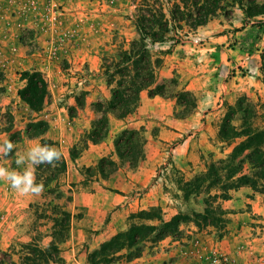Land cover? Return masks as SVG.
Here are the masks:
<instances>
[{
  "label": "rangeland",
  "instance_id": "1",
  "mask_svg": "<svg viewBox=\"0 0 264 264\" xmlns=\"http://www.w3.org/2000/svg\"><path fill=\"white\" fill-rule=\"evenodd\" d=\"M135 6L134 0H0V144L8 140L14 144L13 151L7 157L0 154V167L18 171L30 167L27 161L17 164L16 159L31 147L45 144L44 139L57 142L62 151L59 140L50 130L44 138L42 136L29 138L26 135L30 121L40 117L48 121L49 115L43 111L33 112L18 94L19 89L25 84L22 78L23 71L40 70L44 73L49 84L47 101L53 100L54 95L57 97V104L65 107L66 124L69 126L75 125L79 119L97 115L91 121L89 130L68 146L69 156L74 163L70 164L69 173L66 170L59 177L58 182L59 190L64 193L65 198L53 199L46 193V189L39 196L22 195L11 187L9 181L0 179V252L19 251L22 244L30 241L48 247L52 240H56L59 251L57 262L53 264L68 263L66 254L69 251L71 224L69 231H63L62 239H53L51 236L53 228L62 229L61 225L55 227L52 219L53 211L72 208L73 202L66 201L70 189L73 196V190L88 186L90 181L100 180L97 168L103 157L91 161L80 159L84 150L92 143L87 140L92 124L101 116L97 107L99 103H104L111 97V86L103 73V57L109 52H116L122 36L129 40L137 37L135 25L131 20ZM185 33L186 31L181 32L179 41L167 39L150 44V49L154 57L163 58L158 70L159 83L166 82L170 86V93L175 96L184 91L181 84L191 73L190 69L193 74L199 71L198 75L207 82L206 88L201 89L199 94L189 90L192 100L187 107L182 105L183 100H180L179 95L170 99L174 107L173 116L183 118L195 116L196 122L202 124L211 122L212 133L209 131L207 133L213 149L200 147L198 150L200 131L196 129L197 127H191L182 136L165 140L166 145L160 144L159 148L163 149L166 159L160 175L166 176L167 179L164 189L168 203L144 208V204L133 203V206L124 212L126 221L120 226L125 228L116 229L112 236L119 231L129 229L133 224L161 225V220L154 217L155 215L161 216L163 221H168L176 214H186L191 220L182 222L179 231L175 235H170L181 237L189 224H195L192 221L193 213L202 212L206 207L205 200L208 198L204 193L187 191L188 183L195 177L203 175L212 161L226 158L234 145L229 146L219 139V130L230 106L236 105L240 100L243 101L244 105L254 113L253 124L264 127V14L250 18L242 9L228 6L188 36ZM239 56L243 63L237 64L240 61ZM94 58L97 60L98 70H90ZM182 70L186 71L187 75L184 76ZM71 77L73 78L70 80ZM81 77H85L86 80L80 85L78 80ZM201 103L204 104V110L196 114V107ZM240 116V113L236 115L237 125L242 123ZM157 128L155 126L152 131L154 136L158 133ZM120 131L116 132L114 143ZM142 135L144 138L139 146L133 148V152L141 153L142 148V157H145L146 151L149 152L155 146L151 148L147 145L148 138L143 130ZM109 138L110 127L104 140ZM184 139H189L190 143L195 145V152L200 157L197 167L192 166L185 158L180 164L183 169L172 161ZM73 149L77 152L75 158L71 155ZM66 150L67 146H65ZM116 156V159L106 156V162L103 164L107 176L103 182L109 183L110 177L120 167L129 166L128 168L134 169L138 164L137 162L133 165L130 160L119 158L117 153ZM77 158H79L78 162L75 161ZM111 159L115 160L113 164L110 162ZM55 184L56 182H53L51 186ZM92 185L96 183H91ZM214 193L215 191L212 190V195ZM10 195L21 197L25 200V205L10 207L6 202ZM222 201L223 199H217L212 202L214 207H217L222 206ZM112 212L117 218H122L121 211L114 208ZM76 213L79 216L84 214L83 211ZM227 214L228 211L224 217L229 220ZM211 227L216 230L219 238L228 234V229L233 231L228 226V222L221 230L215 226ZM254 227L256 228V225ZM238 229L239 232L242 231L240 227ZM90 231L96 230L90 228ZM246 233L249 234L248 231ZM155 234L156 232L152 233L146 241L139 244L141 252L138 257L152 251L160 241L153 242L151 237ZM247 240L246 238L245 241L239 242L237 249L254 253L258 242ZM101 244L95 249H90V245L86 243L80 244L78 248L85 251L81 264H93L91 262L93 253ZM130 251L123 249L107 259L97 257L99 261L97 264H130L137 258H130ZM216 251L232 259L230 254L214 248L207 252V264H209L208 257ZM13 257L18 259L17 254H13ZM72 259L69 264H78L73 256Z\"/></svg>",
  "mask_w": 264,
  "mask_h": 264
},
{
  "label": "trees",
  "instance_id": "2",
  "mask_svg": "<svg viewBox=\"0 0 264 264\" xmlns=\"http://www.w3.org/2000/svg\"><path fill=\"white\" fill-rule=\"evenodd\" d=\"M134 1L135 13L131 16V20L138 35L131 40L122 36L116 52L108 51V55L103 57V73L107 77V83L111 86V97L106 102L99 103L97 110L101 116L92 124V129L87 135L88 142L98 143L107 137L110 113L120 119L132 114L140 103V94L144 89H148L149 96L177 97L179 95L180 100H183L182 105L186 107L192 100L189 90L184 89L182 93L175 96L170 93V86L166 82L159 83L158 70L163 58L154 57L150 44L153 45L167 39L179 41L182 31H186L185 35L188 36L228 6L242 9L250 18L264 14L263 0ZM22 78L25 84L19 89L18 94L33 112L40 113L49 96L46 76L40 70H25ZM239 113L242 123L237 125L235 119ZM253 119V111L244 105L243 101L240 100L236 105L230 106L220 127L219 139L229 146L234 144L231 152L224 159L212 161L203 175L195 177L188 183L187 191L204 193L208 196L204 210L193 213L192 221L200 229L215 226L221 230L229 221L224 217L227 211L221 205L214 207L213 200L230 199L231 191L243 186H249L254 192L264 194V127L254 125ZM49 129V122L40 117L28 123L26 135L29 138L39 136L44 138ZM143 138L142 130L122 129L114 143L119 158L130 160L133 165L137 163L143 156V149L141 148V153L135 151L134 153L133 148L139 146ZM44 140L45 144L59 148L57 142L51 139ZM75 150L71 151L73 158L77 157ZM105 162L106 156L102 158L97 168L99 178L107 176L104 168ZM110 162L113 164L115 160L111 159ZM66 170L67 161L64 155L55 167L49 165L36 167L37 182L43 183L46 193L53 199L65 198L64 193L59 190L58 182L59 177ZM53 182L56 184L52 187ZM212 190L215 191L214 195H212ZM71 193L70 189L66 197L68 203L73 201ZM53 213L52 219L55 227L61 225L62 229L54 230L53 228L51 236L53 239H62L63 231L70 229L72 211L63 208L54 210ZM154 217L161 220V225L133 224L129 229L119 231L101 244L100 248L93 253L91 262L97 264L99 262L97 257L107 259L123 249L131 250L130 258L138 257L141 252L139 244L146 241L152 233L156 232L155 236L151 237L153 242H158L167 236L175 235L182 222L191 220L186 214H176L168 221H163L159 215ZM58 251L56 240H52L48 247H42L36 241H30L22 244L19 251L0 252V264H53L57 262ZM13 254H17L18 259H15Z\"/></svg>",
  "mask_w": 264,
  "mask_h": 264
},
{
  "label": "crops",
  "instance_id": "3",
  "mask_svg": "<svg viewBox=\"0 0 264 264\" xmlns=\"http://www.w3.org/2000/svg\"><path fill=\"white\" fill-rule=\"evenodd\" d=\"M238 60H240V56ZM91 63L90 70H98L96 58L92 59ZM240 63L243 62L240 60L237 64ZM189 72L191 73L187 75L186 71H183V75L187 76L181 86L185 90L199 94L201 89L206 88L207 82L198 75L199 71H196L195 75L192 69ZM165 75L167 76V74ZM172 104L170 97L149 96L148 89L142 90L140 103L132 114L124 119L109 114L110 138L98 143H91L84 150L81 161L97 160L108 155L116 159L114 136L118 130L124 128L143 130L148 138L147 145L151 148L155 146L149 152L146 151V156L139 159L134 169L128 168L129 166L120 167L110 177L109 183L103 182L105 178H99V182L90 181L88 186L73 190L71 236L68 240L69 251L66 254L68 263L64 264L73 261L72 256L76 263L81 264L80 261L83 259L85 251L78 248L80 244L86 243L90 245V249L98 248L102 242L112 237L116 229L125 228V226H120L126 221L124 212L130 209L133 203L144 204L143 208L168 203L164 189L167 179L166 176L160 175V170H162L166 159L165 153L162 152L163 149L159 146L160 144L166 145L164 144L165 140L182 136L191 127H197L196 129L200 131L198 150L200 147L213 149L207 133V131L212 133L211 122L207 121L203 124L196 122L195 116L175 117ZM202 110H204V104L201 103L196 107L195 112L200 114ZM42 111L49 115V130L56 135L60 142L67 161V173H69L70 164L74 163V160L69 156L68 146L75 143L80 139L82 133L89 130L91 121L97 115L83 120L79 119V123L74 121L75 125L69 126L66 124L65 107L57 104L55 95L53 100L46 102V107ZM155 126L158 127V133L154 136L152 131ZM190 142L189 139H184L172 159L179 168H181L180 164H182L183 158L195 167L200 162V157L194 149L195 145ZM65 146H67L66 151ZM75 161L78 162L79 158ZM165 168L168 170L167 166ZM91 183H96V185L91 186ZM6 202L10 207L25 205L24 199L13 195H10ZM221 204L228 211V226L233 231L228 229V234L219 238L213 227L198 229L195 224L191 223L185 228V233L181 237L167 236L163 238L153 247L152 251L135 258L130 264H207V252L214 248L230 254L234 264H262L264 259V194L254 192L249 186H243L235 190L232 197L223 200ZM114 208L122 212V218L119 219L115 216L112 212ZM77 211H83L84 214L79 216ZM239 227L241 232H239ZM90 228L96 231L92 232ZM246 238L248 242L251 240L258 242L254 253L237 249L238 243L245 241Z\"/></svg>",
  "mask_w": 264,
  "mask_h": 264
},
{
  "label": "clouds",
  "instance_id": "4",
  "mask_svg": "<svg viewBox=\"0 0 264 264\" xmlns=\"http://www.w3.org/2000/svg\"><path fill=\"white\" fill-rule=\"evenodd\" d=\"M14 144L8 140L0 144V154L7 157L13 151ZM62 151L54 145L37 144L27 150L25 154L17 157L16 163L21 164L27 161L30 167L23 171L9 170L0 167V179H6L10 182L11 187L22 195L39 196L44 191L43 183L36 181L35 169L40 165H49L55 167L62 159Z\"/></svg>",
  "mask_w": 264,
  "mask_h": 264
},
{
  "label": "built area",
  "instance_id": "5",
  "mask_svg": "<svg viewBox=\"0 0 264 264\" xmlns=\"http://www.w3.org/2000/svg\"><path fill=\"white\" fill-rule=\"evenodd\" d=\"M85 80V77L79 78L78 84H83ZM208 262L209 264H234L233 259H231L228 255L221 254L217 251L208 257Z\"/></svg>",
  "mask_w": 264,
  "mask_h": 264
}]
</instances>
